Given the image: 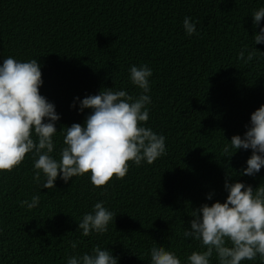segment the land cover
<instances>
[{
  "label": "trees",
  "instance_id": "trees-1",
  "mask_svg": "<svg viewBox=\"0 0 264 264\" xmlns=\"http://www.w3.org/2000/svg\"><path fill=\"white\" fill-rule=\"evenodd\" d=\"M261 7L264 0H0V64L8 56L39 61L40 92L61 117L54 158L64 146L60 129L83 124L91 112L79 111L77 97L108 88L142 93L129 78L132 65L153 71L144 126L166 137L165 155L152 164L129 162L127 175L114 177L106 191L93 186L90 173L42 188L43 173L41 184L33 180L32 154L0 172V264H67L96 245L111 249L118 264H150V249L161 245L187 264L193 251L205 250L183 236L194 218L189 213L226 200L228 171L229 182L264 185V167L255 176L238 175L251 149L230 161L222 152L264 105V42H254L264 20L254 26L252 17ZM186 16L196 24L191 36ZM253 48L257 54L246 63ZM34 195L38 207H21ZM99 201L117 216L106 233L85 237L78 221ZM211 264H219L215 253Z\"/></svg>",
  "mask_w": 264,
  "mask_h": 264
},
{
  "label": "clouds",
  "instance_id": "clouds-1",
  "mask_svg": "<svg viewBox=\"0 0 264 264\" xmlns=\"http://www.w3.org/2000/svg\"><path fill=\"white\" fill-rule=\"evenodd\" d=\"M252 17L254 26H259L264 20V7L255 10ZM183 27L189 36L196 33V24L190 17L184 18ZM254 42H264V28L255 34ZM257 50L248 52L246 63L255 58ZM239 59H245L244 51L239 53ZM152 75L146 64L130 66L131 83L142 90L138 97L112 88L82 100L77 97L79 111L91 112L83 124L73 123L60 129L65 133L64 146L57 160L52 155L56 147L53 138L59 131L56 122L61 117L55 104L40 92L44 83L41 65L37 59L18 61L8 56L0 64V172L13 171L32 154L33 180L41 184L43 173L42 188L54 189L58 178L68 183L73 177L90 173L93 186L106 191L114 177L123 179L127 175L129 162L137 166L142 161L152 164L166 154V137L144 126L149 120ZM72 106H76L75 101ZM229 142L222 149L229 161L238 150L251 149L247 167L238 175L258 174L264 167V105L251 114L244 135H233ZM231 176L228 171V195L224 202L205 203L189 213L194 218L183 236L200 241L205 250L193 251L187 264H211L214 253L219 264H242L256 260L257 256L264 260V185L254 188L242 181L229 182ZM208 199H212L211 194ZM39 204V195L20 202L21 207L27 206L29 210ZM116 216L104 201H99L78 221V230L85 237L104 234ZM76 247L74 241L72 248ZM150 257V264H182L177 254L163 245L153 246ZM118 259L111 249L96 245L91 253L69 257L67 264H118Z\"/></svg>",
  "mask_w": 264,
  "mask_h": 264
}]
</instances>
